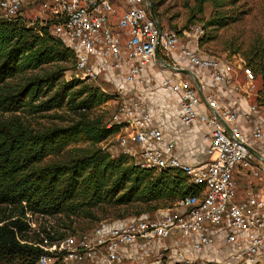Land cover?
Returning <instances> with one entry per match:
<instances>
[{"label":"built area","instance_id":"2783aa9c","mask_svg":"<svg viewBox=\"0 0 264 264\" xmlns=\"http://www.w3.org/2000/svg\"><path fill=\"white\" fill-rule=\"evenodd\" d=\"M0 20L45 28L74 52L81 78L112 84L118 79L116 94L125 85H143L149 72L157 70L162 74L159 87L178 98L179 122L206 129L208 162L182 163L174 155V143L166 142L150 114L142 111V101L122 100L106 125L118 128L110 138L118 143L119 154L141 169L181 171L201 188L200 196L177 200L160 217L100 223L53 241L43 238L34 245L44 252L38 264H124V252L134 250L133 264H264V200L249 188L238 201L233 177L236 171H250L264 181V119H256L264 114V104L258 102L256 76L242 59L201 53V26L176 30L157 19L159 30L147 0H0ZM157 51L174 69L191 71L199 87L192 77L158 63ZM223 93L253 97L254 103L245 112L233 111L219 102ZM31 219L26 214L30 228ZM216 234L222 235L219 250L226 252L225 259L191 256L213 246ZM170 237L187 238L188 252L175 249L173 258L163 254Z\"/></svg>","mask_w":264,"mask_h":264},{"label":"trees","instance_id":"16d2710c","mask_svg":"<svg viewBox=\"0 0 264 264\" xmlns=\"http://www.w3.org/2000/svg\"><path fill=\"white\" fill-rule=\"evenodd\" d=\"M238 1L196 0V13L209 4L205 28H223L235 21L226 11ZM149 2L155 13V0ZM247 61L264 87L262 54L249 53ZM74 69V52L45 28L0 20V264H38L44 254L34 246L43 238L31 237L26 214L60 217L71 229L73 218L105 223L97 216L104 208H125L115 217L121 222L200 196L201 188L181 171L141 169L127 156L100 148L118 128H106L93 111L117 96L83 78L65 80L66 71ZM63 109L71 116L68 124L32 127L30 118ZM80 143L86 146L70 147ZM52 231L53 236L44 231L50 241L65 236Z\"/></svg>","mask_w":264,"mask_h":264},{"label":"rangeland","instance_id":"374dc122","mask_svg":"<svg viewBox=\"0 0 264 264\" xmlns=\"http://www.w3.org/2000/svg\"><path fill=\"white\" fill-rule=\"evenodd\" d=\"M156 3V16L160 23L165 27H169L176 30H181L188 26H201L204 27L205 39L199 44L201 53L208 56L226 57L231 59L233 56L235 59H242L248 64L247 57L249 53L256 52L262 54V60L264 63V0H240L235 5L229 7L226 11L227 16L235 18V21L230 22L223 28L206 27L205 24L209 20L212 8L209 4H205L203 12L201 14L196 13V0H155ZM194 16L193 19L191 17ZM50 67L44 68V71L50 70ZM256 76V75H255ZM65 80L70 78H81L78 72L74 70H68L64 74ZM97 84L101 86L102 90L115 96L114 89L110 84L97 79L95 82L87 81V84ZM256 90L259 103L264 104V87L262 86V79L260 76H256ZM253 100V97H249ZM122 103L120 97L108 101L106 104L96 108L93 111V115L100 116L104 122L108 123L112 114L117 107ZM64 116L66 121L56 119L54 116ZM71 116L68 115L65 110L50 111L39 117L30 118V122L33 128H42L50 125L64 126L67 120ZM86 146L85 144L72 145L73 147ZM100 148L110 153L112 156H117L121 152L118 143L113 138H108L105 142L99 145ZM125 208H104L103 214L98 212L97 216L103 218V222L112 223L116 222V215L125 214ZM163 211V210H160ZM160 211L155 214H162ZM146 214V216H149ZM132 216V215H131ZM31 232L30 235L36 240H40L45 237L47 230H54L55 232L68 234L71 232L90 231L94 229L100 223L91 222L83 218H73L72 228L65 229L64 226H68L67 220H62L60 217H40L34 216L31 219ZM65 229V230H64ZM85 231V232H86ZM125 264V263H124Z\"/></svg>","mask_w":264,"mask_h":264},{"label":"crops","instance_id":"0c3cea01","mask_svg":"<svg viewBox=\"0 0 264 264\" xmlns=\"http://www.w3.org/2000/svg\"><path fill=\"white\" fill-rule=\"evenodd\" d=\"M182 65L186 66L185 63H182ZM161 79L162 74L157 70L149 72L143 85H125L120 94L115 93L116 85L119 83L118 79L115 80L116 84L104 82L110 84L114 89L115 95L122 100L136 97L142 101V111L150 114L153 122L162 131L164 140L174 143V155L182 163L191 166H203L208 162L207 146L203 139L206 134V129L200 124L185 127L179 122L180 105L178 98L159 87ZM219 102L233 111L245 112L248 110V106L254 103V98L252 100L250 98H239L231 95L226 96L223 93ZM256 119H264V114H259ZM233 177L237 185L236 198L238 201L245 197V192L249 188H252L264 200V181L254 179L250 171H236ZM155 215L156 217L161 216V214ZM216 237L217 240L213 246L206 248L200 254H192L191 256L200 260L220 261L225 259L227 257L226 252L219 250L222 235L216 234ZM164 247L165 249H162V253L168 258H173L175 249L180 248L188 252L187 238L170 237L165 242ZM124 256L125 264H133V261L137 258L136 250L133 253L125 251ZM174 264L176 263L174 262Z\"/></svg>","mask_w":264,"mask_h":264},{"label":"water","instance_id":"95a60500","mask_svg":"<svg viewBox=\"0 0 264 264\" xmlns=\"http://www.w3.org/2000/svg\"><path fill=\"white\" fill-rule=\"evenodd\" d=\"M149 2V0H147ZM150 4V2H149ZM150 13H151V16L153 18V20L156 22V25L158 27V29L160 30V26L157 22V18H156V15L155 13L152 11V8H151V5H150ZM156 60L158 63L162 64L165 68L171 70V71H174V72H178V73H181L185 76H189V77H192L193 80H194V84L196 87H199V83H198V80L197 78L195 77V75L191 72V71H188V70H176L174 69L173 67H171L170 65L166 64L160 57V55L158 54V51L156 52ZM203 99V98H202Z\"/></svg>","mask_w":264,"mask_h":264}]
</instances>
